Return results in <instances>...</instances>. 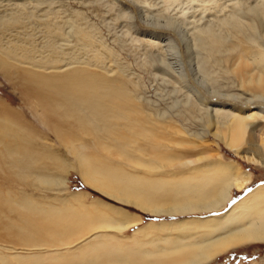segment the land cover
<instances>
[{
    "label": "rangeland",
    "instance_id": "rangeland-1",
    "mask_svg": "<svg viewBox=\"0 0 264 264\" xmlns=\"http://www.w3.org/2000/svg\"><path fill=\"white\" fill-rule=\"evenodd\" d=\"M27 1H30L27 3L29 6L34 4L31 0ZM37 1L42 4L38 11L33 12L37 19H28V23H22L25 19L15 22L14 15L3 16L5 19H3L2 15H4L3 12L5 13L4 10L8 9L9 2H17L20 6H23V0H0V5L2 4V7H0V13H2L0 14V22L6 24L5 26L0 23L2 25L0 26V41L8 44V46L13 44L9 47H13V50H16H14L15 52L18 50L17 58L20 59L26 55L30 57L29 59L31 60L25 62H43L47 59V44L49 45V42L46 43L44 39L46 38L44 28L42 26L39 27V24H42L40 20L42 12L40 11L48 9L49 12H53L55 9V11L59 10L61 14L64 12L65 14H62L64 16L62 20H65L64 23L68 22L71 27L73 24L72 28L69 26L63 27V30L68 32V42L71 46L73 43L78 45H76L78 48L73 45L71 52L73 50L74 52L66 51L65 53L68 52V54L65 56H84L83 48H88V45H92L91 48L89 46L90 50L88 51H93L95 50L93 45H95L96 54L94 51H91L90 54L85 52L87 57L91 56L88 59L104 69H112L113 73L110 79L117 84L122 83L125 89L123 90L125 92L124 101L132 104L137 98L140 99L134 104L139 107V113L135 117L141 123L136 126L135 131H137L138 135L134 137L130 133V130L133 131V129L124 126L123 121L114 124L113 127L110 126L111 130L118 135L126 136L131 143L124 149L128 155H118L113 150L109 140L101 139L106 136L101 130L94 132L91 125L86 124L84 128H76L74 124L72 126V122L63 118L62 112H55L50 117L51 115L47 114L44 109L38 107L35 97L26 93L24 84H21L20 78H18L21 77L19 74H12L9 78L3 71H0V114H5L3 112L4 109L15 114L17 117H14V120H16L14 132L22 136L23 141H29V146L34 148V156L30 157L29 160L23 158L19 161L27 169L26 171L20 172L19 169H16L14 172L18 174L17 176L8 171H0V198L8 197L14 203H11L12 205L1 204L0 206V256L7 258L11 264H30L29 262L34 259L47 261L50 258L58 260L62 258L66 261L71 260L85 250L86 247L97 244L126 246L132 250H152L155 246H160L170 233L172 236L194 233L193 230H189L177 231L175 234V230L170 231L164 228L169 231L166 232L159 227V224H173V222L177 224L179 222L177 224L179 225L188 219L201 220L206 217L221 215L231 204L242 198L245 193L256 186H264V166L250 163L241 157L243 155H252L256 159L257 157L260 158L259 151H261V146L263 145L260 134L256 131L251 132V128H248L243 135L241 154L238 156L232 153L226 145L230 141V130L228 131L226 127L220 128L215 118H213L214 115H212V118H208L207 113L201 109L197 100L199 96L197 90L201 94L207 93L204 96L206 98L203 99V104H206V107H212L210 109H218L236 116L252 114L254 110L246 109L244 91L241 89L237 90L236 81L231 75L223 76L217 72L218 74L209 77L211 81L204 80L203 74L197 70L199 69L197 65L202 57H196V50L188 49L192 47L193 42V37L189 33L192 32L193 27L189 28V24L186 22L190 16L185 17L181 13L184 11L186 15H193L192 12L197 10L198 13H194L197 17L203 11H207L204 16L207 17L213 14L211 10L221 11L220 7H224V2V5H228L232 1L234 3L235 0H229V3H227L228 0L207 1L208 3L201 0L196 2L193 0H33L39 6ZM238 1L244 2L246 0ZM140 2L146 3L145 9L148 10L150 8L149 12H153V15L136 12L133 7L139 8ZM210 2L214 4V7L209 4ZM216 3L217 7L215 6ZM32 8H36V6ZM199 8L202 12L199 11ZM157 12L160 15L156 14ZM176 12L181 14L178 15ZM175 13L178 18L174 20L172 17H175ZM153 18L160 23L158 24V26L160 25L159 28L149 26V23L155 22ZM80 19H83L85 25L75 26V24L79 25ZM147 19H152L153 21H148ZM205 19L200 21L201 23L197 22V26L209 23ZM72 20L73 22L71 23ZM198 23L201 25H198ZM23 24L27 26L25 30H21L22 26H24ZM74 26L76 30L73 29ZM1 29H3V32ZM32 30H37L38 32H33ZM18 32H21L22 35L25 33L26 36L25 34L24 36L19 35ZM77 32L80 33L77 34L80 37L81 34L82 37L88 33L89 35L92 34L93 36H88V38L93 41L91 39L88 40L89 42L85 41L86 38L82 39V37L80 38L81 40L77 39L79 38L75 35ZM2 36L3 38L6 37V39L4 38L3 40ZM78 40L80 41L79 43ZM18 42L23 45H18ZM31 42L32 44H30ZM92 42L95 44H92ZM45 43L46 45H44ZM79 45L83 48H80ZM99 45L101 46L99 47ZM170 46L176 48L175 51L179 54L181 53L180 60H177L176 57L171 58V51L168 48ZM22 47L25 50L34 47L37 53H29L28 55L27 51L25 52ZM39 48H41L43 53L38 50ZM98 53L103 56L106 55V59L102 57V64L101 56H97ZM173 59L182 62V66H171L170 62H173L171 61ZM20 60L17 59L18 63ZM13 61L8 60L9 65L13 66V69L10 67L11 73L16 68L22 69L19 65L20 63L17 64L16 61H14L15 63ZM58 62L59 59L54 61V66L60 65V62ZM164 62L169 64L170 69L167 70V67L162 65V63L165 64ZM209 67H211L212 73L216 70L213 65H209ZM162 68L165 69L164 73L167 75H164ZM30 69L38 73L51 74L50 71ZM88 71L103 74L101 69L95 67L89 68ZM226 76H228V80L225 78ZM210 87H218L217 90H220H216V92L224 93L225 97L221 94L209 95L210 92L207 91L211 90ZM135 98L136 100H134ZM209 100H218L220 103L216 106H210L208 105ZM228 113L225 114L228 115ZM49 117L50 119H48ZM50 122H55V124ZM247 122L251 123V121ZM66 139L69 140L66 142ZM102 143H105L104 145L107 148H103ZM152 153L158 156H151ZM78 158H83L91 164L101 165L103 163L111 166L112 169L118 168L130 176L149 181L175 182L178 185L185 182L195 183L204 176L218 175L219 166L229 165L233 169L237 168L249 174L250 183L245 191H232L231 200L220 211L153 217L133 205L123 204L113 198H109L85 184L82 175L77 169L80 163ZM80 170L83 172L82 167ZM39 173H42L46 179L50 180L63 175L65 182L64 184H59V182H57L58 184L38 182L35 176ZM22 200L26 202H22ZM12 207L21 210L24 208L29 210L28 208H31L38 211L77 213L82 217L86 225H94L102 218L106 225L107 221H109L108 226L103 224L101 227L98 226L97 229L96 227H91L86 231L87 233L82 232L67 239V241L69 240L68 242L72 243L65 245V247L35 250L29 246L42 244L45 239H47L46 242H55L48 238L44 239L39 234L27 235L18 233L13 228V225L18 222L17 212L21 210L14 211ZM114 209H121L127 216L129 215L127 218L129 221L134 220V218L138 219V225L127 224L126 227L122 228L117 223L119 220H117L116 214H112ZM99 213H102L106 218L100 217ZM132 217L134 218L132 219ZM150 223L154 224V226L148 227ZM171 226L174 228L173 225ZM179 226L182 227L183 225ZM67 241L65 242L68 243ZM18 258L22 262H19ZM210 264H264V245H250L223 253Z\"/></svg>",
    "mask_w": 264,
    "mask_h": 264
},
{
    "label": "bare ground",
    "instance_id": "bare-ground-1",
    "mask_svg": "<svg viewBox=\"0 0 264 264\" xmlns=\"http://www.w3.org/2000/svg\"><path fill=\"white\" fill-rule=\"evenodd\" d=\"M31 1L34 4H31V6H29L27 3H29L30 1L23 0V6L21 5L22 7L17 2H15L16 4L9 2L10 5L7 3L9 5L8 9L4 10V7L2 8L5 11V13L3 12L4 15H2V17L11 14L14 15L15 22L20 19H25L26 21L24 20V22L22 23H28V19L36 18L33 15V12L38 11V9H40V6L42 5L41 3H39V1H37V3H39V6L35 2H33V0ZM193 1L196 2L197 0ZM201 1H205L206 3H208L207 1L213 2V0ZM235 1L234 3L232 1V4L230 3L228 5H224V2V9L220 7L222 9L221 11L211 10L213 9L211 8L210 10L213 14L208 15L207 17H204L207 11L202 12V10L200 11V8L199 11L202 12V14H197V17L195 16V14L198 13V11H195V9L194 11L196 13L192 12L193 15H186L184 11L181 13H183L185 17L190 16L188 17V20L186 22H188L187 24H189V28L193 27L192 29L194 30V32L193 30L192 32H189L193 37V39L191 38L193 42L192 47L188 49L192 48L196 50V57H202L200 58V62L197 65V67L199 68L197 70L203 74L204 80H209V77L218 73H221L220 75L223 76L231 75L236 81L238 87L237 90L241 89L242 91H244L243 95L246 96V98L244 99L246 103V109L254 111H252V114L236 116L218 109H210L212 107L209 108L208 106L206 107V104H203V99L206 98L204 96H206L207 93L201 94V92L197 90L199 94L197 100L199 101L201 109L204 110L205 113H207L208 118H212V115H214L213 118H215V121L220 126V128L226 127L228 131L230 130V141L226 145L227 148L235 155L239 156L241 154L240 149L242 147L241 144L243 135L247 132L248 128H251V132L256 131L257 133H259L261 137V143L263 142L261 151H259L260 158L257 157L256 159L254 158L255 156L252 157V155H243L241 157H243V159L250 163L264 166V0H251V2L250 0H246L244 2H240L238 0ZM197 3L199 4V2ZM227 3H229V0L227 1ZM145 4L146 3L140 2V5H138L140 9L136 8V6L133 8L136 12H144L146 15H153V12H149L150 8H148V10L145 9ZM209 4H212L211 6L214 5L211 2ZM216 5L217 3L215 4V6ZM33 6H36V8H32ZM0 7H2V4L0 5ZM40 12H42L41 16L37 14L36 15L40 16L42 24H38L39 27L42 26L44 28V32L46 34V38L44 39L46 40V43L49 42V45L47 44V59L39 63L25 62L28 60L30 61V57L26 55L20 58L22 59L20 60L19 58H17L18 50L17 52H15L16 50L14 49V51L13 47H9L13 44L8 46V44L0 41V58L2 57L0 59V71H3V73L6 76H9V78L10 76H12V74H19L21 77L18 78H20L19 80L21 84H24L26 93L35 97L38 103V107L44 109L47 114L51 115L50 117H52V114L55 112H62L63 118L72 122V126L74 124L76 128H84L85 124L89 126L91 125L94 132L101 130L106 135L101 139L109 140L111 142L113 150L118 155H128L124 151V149L128 144L131 143L128 141L126 136L118 135L113 130H111L112 128L110 126L113 127L114 124L123 121L124 126L129 127V129H133V131L130 130L131 136L134 137L138 135L137 131H135V128L137 125H140L141 122L137 119V117H135L139 113V107L134 103L140 99L137 98L136 100L135 98L134 100L136 101H134V103L132 104L130 102L127 103L123 100V98L125 97V92L123 90L125 89L122 83L117 84L116 82H114V80L110 79L113 73L112 69L109 70L104 69L102 66H97L96 63L89 60L91 56H88V59L86 53H91L92 50H88H90L92 45H88V48H83L81 45H79L80 48H83L82 52L83 55L85 54L84 56L78 54L79 56L76 57L75 55H68V57H66L65 55H67L68 52H65H71L72 46H76L77 44L73 43L71 46L68 42L69 40L67 39L68 32L63 30V27L65 26L71 27L68 22L64 23L65 20H62L64 18V16L62 15L64 12L62 11L63 13L61 14L59 10L55 11V9L53 12H49L48 9L42 10ZM181 13L178 12L177 14L180 15ZM156 14H159V12H157ZM177 14L175 15V17H172L174 20L178 18ZM3 19L5 18L3 17ZM204 19L209 23L203 26H197V22H200ZM147 20L153 21L152 19ZM154 20L155 22L149 23V26L152 28H159L160 25L158 26V24L160 23L157 22V19ZM72 22L73 20L71 21V23ZM74 22L77 23L76 21ZM4 25L6 26V24ZM23 25L24 26H22V29L20 28L21 30H25L27 28L25 24ZM82 25H85L83 19H80L79 25L75 24V26L77 27ZM198 25L201 24L198 23ZM75 26L73 29H75ZM8 28L10 27L8 26ZM1 30L3 32V29ZM20 34L21 32L19 33V35ZM24 34L21 35L24 36ZM77 34L80 33H75L76 36ZM91 35H89L88 33L86 36L84 35L82 37L81 34V37L82 39L86 38L85 41H88L89 39H91L88 38V36L90 37ZM77 37H79L77 39L81 38L79 35ZM4 38L6 39V37ZM21 39L23 38L21 37ZM27 39L30 38L28 37ZM91 41L93 40L91 39ZM79 42L80 41L78 40V43ZM46 43L44 45H46ZM19 44L21 43L18 42V45ZM30 44H32V42ZM92 44L95 43L92 42ZM15 45L16 47H18L17 44ZM100 46L101 45H99V47ZM93 47L95 49L93 50L95 53L96 47L95 45H93ZM31 48H29L28 50H25L24 48L23 49L25 52L27 51L29 55V53L36 52L34 47V49ZM77 48L75 49L77 50ZM168 48H170L171 51V58L176 57L177 60H180L181 53L179 54L178 52H176V48H174L173 46H170ZM38 50H41V48H39ZM72 52H74V50ZM41 53H43L42 50ZM97 56H101V64L102 57L106 59V55L103 56L101 55V53H98ZM19 57L21 56L19 55ZM9 59L16 61L17 64L20 63L19 65L22 69H18L15 67V71L11 73L10 69H13V66L9 65ZM17 59L20 60L19 63ZM58 59L60 65L54 66L55 63L53 64V62L56 60L58 61ZM177 60H171L173 62H170V65H178L179 67H181L182 62ZM162 65L167 67V70L170 69L167 62L165 64L162 63ZM209 65H213L218 71L215 70L212 73V69H210L211 67L208 68ZM91 67L101 69V71H103V74L88 71ZM30 68L40 71H50L51 74L47 75V73H38L34 70H31ZM164 71L165 69L162 68L163 73ZM165 74L166 73H164V75ZM228 76L225 77L227 80ZM209 81H211V79ZM210 88L211 90L208 88L210 91H207L210 92L209 95L215 96L221 94L225 97L224 93L222 94L221 92H216L217 88ZM218 103H220V101L218 100L208 101V105L210 106H216ZM3 112H5V114H0V171H8L13 173L14 176H17L18 174L14 172L16 169H19L20 172L27 170L23 165L19 163V161L23 158L29 160L30 157L34 156V148L29 146V141H23L22 136L14 132L16 129V120H14V117L17 116L5 109L3 110ZM225 113H228V115ZM50 117L48 119H50ZM246 120L251 121V123L247 122ZM55 122L50 123L55 124ZM68 140L69 139H66V142ZM104 144L105 143H102L103 148L106 147V145ZM135 151L139 152L138 150ZM140 152L142 151L140 150ZM245 154L247 153L245 152ZM147 155L149 156V154ZM156 155L157 154L152 153L151 156ZM78 159L80 161V166L78 165L77 169L82 175L83 182L85 184L92 187L94 190L100 192L101 194L108 196L109 198H113L114 200L123 204L133 205L134 207L153 217H159L161 215H188L195 212L210 213L220 211L224 209L227 203L231 200L232 191H245L250 183L249 174L237 168L233 169L229 165L219 166L217 171L219 173L218 175L209 177L204 176L198 179L195 183L185 182L178 185L175 182L169 181H149L143 178L127 175L120 169H112L111 166L103 163L101 165H97L94 163L91 164L83 158ZM132 163L134 162L132 161ZM81 167L83 168V172H81L82 169L80 170ZM44 176L42 175V173H39L35 176V178L38 182L43 183L59 182V184H64L65 182L63 175L56 178L54 177V179L51 180L48 178L46 179ZM11 201L8 197L0 198V206L1 204L12 205L11 203L13 202ZM23 201L26 202L25 200H22V202ZM12 209H14V211L21 210L15 207H12ZM28 209L29 210H25L24 208L21 211L17 212V217H19V220L15 225H13V228L16 229L20 234H39L42 235L44 239L48 238L55 242H46L47 239H45V242L42 241V244L29 246L30 248L32 247L35 250L46 248L55 249L59 247L61 248L63 246L65 247V245H70V243H72L68 242L69 240L67 241V239L73 236H77V234L79 235L82 232L87 233L86 231L91 227H96L97 229L98 226L101 227L103 224H105V226H108L109 221H107L106 225L104 219L102 218L99 219V221L94 225H86L84 220H82V217L77 213L38 211L31 208ZM113 212L114 213L112 214H116L118 218L117 220H119V222L117 221V223H119L122 228L126 227L127 224L138 225V219L132 217V219L134 218V220L130 219L131 221H129L127 219L129 215L127 216V214L124 213L121 209H114ZM99 216L105 217L102 213H99ZM114 220L115 219H113L112 221ZM166 224H159V227L166 232H169L168 230H175L176 234L177 231L182 232L193 230L194 233L190 235L188 234L180 236H172L170 233L163 240V243L160 246H155L154 248L152 247V250H132L126 246H110L97 244L95 246L86 247L85 250L79 253V255L73 257L71 260L66 261L62 258L61 260L50 258L47 261L34 259L29 263L210 264L223 253H228L235 249L250 245H264V186H256L249 192L245 193L242 198L231 204L221 215L206 217L201 220L188 219L185 222L183 221L179 224L183 225L182 227L177 225L176 222H173V224ZM171 225H173L174 228H172ZM153 226L154 224H148V227ZM164 228H167L168 230H165ZM169 235L170 237H168ZM65 241H67L68 243H66ZM18 260L19 262H22L20 258H18ZM0 264L11 263L7 258L0 256Z\"/></svg>",
    "mask_w": 264,
    "mask_h": 264
}]
</instances>
